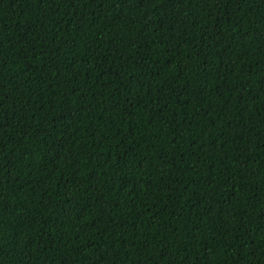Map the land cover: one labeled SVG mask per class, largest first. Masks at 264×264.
I'll return each mask as SVG.
<instances>
[{"label": "trees", "instance_id": "1", "mask_svg": "<svg viewBox=\"0 0 264 264\" xmlns=\"http://www.w3.org/2000/svg\"><path fill=\"white\" fill-rule=\"evenodd\" d=\"M0 264H264V0H0Z\"/></svg>", "mask_w": 264, "mask_h": 264}]
</instances>
